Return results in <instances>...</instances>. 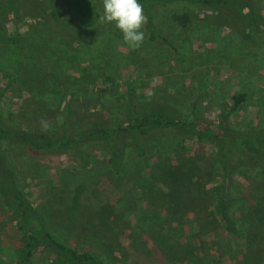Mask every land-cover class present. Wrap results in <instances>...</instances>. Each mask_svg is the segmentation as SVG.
Segmentation results:
<instances>
[{
    "label": "rangeland",
    "instance_id": "1",
    "mask_svg": "<svg viewBox=\"0 0 264 264\" xmlns=\"http://www.w3.org/2000/svg\"><path fill=\"white\" fill-rule=\"evenodd\" d=\"M53 1L55 17L45 11L48 0H20L19 21L11 15L1 19L6 22L0 32L4 38L0 37V50L7 46L5 38L17 31L20 37L14 48L18 51L37 49L42 56L65 51L71 60L69 52L84 42L87 34L97 35L96 31L91 33L93 28L86 29L91 12L97 14V27L103 25L113 34L120 32L114 24L100 22V0ZM153 23L158 35L167 41L153 44V63L136 61L122 67L114 77L99 74L94 86L82 83L88 78L83 72L80 75L70 67L63 68L50 85H45L46 80H41V85L29 80L31 83L23 88L12 85L0 98V114L15 126L18 116L51 113L59 117L64 108L62 94L76 89L78 94H71L72 121L76 117L101 119L100 96L108 97L118 115H124L130 94L137 110L164 106L173 110L177 119L198 120L213 129L221 125L235 133L259 130L264 137V0H229L227 5L211 8L189 1L172 2L155 8ZM111 46L107 40L102 47L107 51ZM121 47L118 49L125 52ZM105 51H100L103 63ZM2 88L0 81V92ZM238 95L243 98L234 107L230 97ZM180 141L182 158L195 156L203 166H210L211 149L204 142L188 137H180ZM173 144L177 146L178 141ZM166 156L158 155L166 165L173 164V156ZM97 158L89 167L78 159L48 156L22 164L19 182L61 242L85 247L112 264H264V177L259 171L249 169L248 179L242 178L244 184L259 180L256 197L247 207L258 216L250 213L244 218L254 227L246 233L244 254L238 243L228 239L219 243L213 233L217 217L204 200L199 204L204 220L198 224L186 211L187 203H195L191 198L208 188L204 180L200 181L207 169L194 174L192 182L200 180L184 193L173 194L154 178L127 183V178L117 177L105 168L100 156ZM154 160H150L151 168L162 175L163 168ZM162 179L169 182L170 177L165 174ZM148 186L156 195L147 194L143 200L142 192ZM12 233L0 215L4 246L9 245L10 238L17 239ZM9 247L11 254L13 248ZM5 249L0 248V252ZM4 253H0V264H14L15 255ZM22 264L47 263L34 256Z\"/></svg>",
    "mask_w": 264,
    "mask_h": 264
},
{
    "label": "trees",
    "instance_id": "2",
    "mask_svg": "<svg viewBox=\"0 0 264 264\" xmlns=\"http://www.w3.org/2000/svg\"><path fill=\"white\" fill-rule=\"evenodd\" d=\"M100 1L102 3V0ZM177 1H189L210 8L229 4V0H139L147 23L142 29L145 32V39L138 49H132L127 45L121 32L115 31L117 33L113 34L109 28L104 29L103 25L97 27V14L91 12L88 16L92 20L86 29L90 31L93 28L91 33L96 31L97 35L87 34L84 42H80L69 52L71 60L67 59L65 51L60 53L55 51L44 56L37 49L18 51L14 45L20 35L15 31L5 38L7 46L0 50V81L3 82L0 98L12 85L23 88L31 81H36L39 85L44 84L41 80H46L48 83L45 85H50L64 71L63 68L67 67L80 75L83 72L88 78L82 83L94 86L97 81L95 78L99 74L114 77L122 67L136 61L153 63L156 58L153 44L156 41L167 43L154 28L155 8ZM19 3L20 0H0V32L6 22L1 19H8L11 15L16 22L19 21ZM47 5L45 11L55 17L54 1L48 0ZM0 37L4 40L2 34ZM107 40L112 46L110 50L105 51L106 48L104 50L102 46ZM120 46L125 52L118 49ZM100 51L107 52L105 63L100 60L102 54ZM14 61H17L18 65H15ZM94 65L98 68L93 69ZM72 93L78 94L76 89ZM71 94L66 92L62 94L64 108L59 117L51 113L18 116L15 117L18 124L15 126L7 123L8 120L0 114V215L4 216L12 229L13 237L17 238L8 240L13 248L11 254L9 245L4 246L0 238V248H6L1 251L3 254L6 251L9 257L15 255L17 260L14 264H22L34 256L47 264H112L100 260L85 247L61 242L54 232L51 233L45 216L19 182L22 164L31 158L41 156L78 159L85 167H89L98 160L97 156H100L105 168L114 172L117 177L127 178L125 182L133 183L136 180L154 178V181L160 182L167 192L173 194L184 193L190 188V184L200 180L198 178L192 182L194 174L197 173L198 176L202 169H207L205 178H201L200 181L204 180L208 188L199 190L197 196L191 198V200L195 198L193 201L195 203H187L186 211L198 224L204 220L199 206L204 200L217 217L215 220L217 228L213 233L219 239V243L227 239L238 243L243 246L245 254L247 247L245 236L249 227L251 229L254 227L248 221L249 226L244 218L250 213L256 214L247 207L250 200L256 197L254 191L259 180H256L255 184L252 182L244 184L242 178H247L249 169L259 171L260 176L264 177V137L260 136L259 130L245 134L235 133L221 125L213 129L198 120L177 119L173 110L164 106L153 107L147 111L137 110L130 94L127 96L124 115H118L117 107L108 97L100 96L103 111L101 119L76 117V120L72 121L71 116L75 113L70 109ZM242 98V95L230 97L234 107ZM178 137L179 139L175 140ZM180 137L204 142L203 144L211 149L212 163L208 168L198 162L195 156L182 158L183 141H180ZM174 140L178 141L177 146L173 144ZM159 154L165 157L172 155L173 164L166 165L167 161L160 159ZM151 158L163 168L162 175L160 172L154 173ZM165 174L170 177L169 182L162 179ZM62 175L61 173L58 179ZM251 184L254 187L252 189ZM122 188L123 186L116 188L115 192H120ZM145 190L142 192L143 200L147 194L156 195L151 193L149 186Z\"/></svg>",
    "mask_w": 264,
    "mask_h": 264
},
{
    "label": "clouds",
    "instance_id": "3",
    "mask_svg": "<svg viewBox=\"0 0 264 264\" xmlns=\"http://www.w3.org/2000/svg\"><path fill=\"white\" fill-rule=\"evenodd\" d=\"M102 5L100 22L114 24L122 33L123 41L132 49H138L145 39L142 29L147 23L139 0H102Z\"/></svg>",
    "mask_w": 264,
    "mask_h": 264
}]
</instances>
